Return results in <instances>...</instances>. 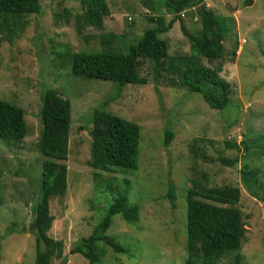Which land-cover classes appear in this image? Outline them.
<instances>
[{
  "label": "rangeland",
  "instance_id": "rangeland-1",
  "mask_svg": "<svg viewBox=\"0 0 264 264\" xmlns=\"http://www.w3.org/2000/svg\"><path fill=\"white\" fill-rule=\"evenodd\" d=\"M106 1L110 14L104 18V31L77 20L81 12L77 0H41L40 13L20 19L12 39L0 32V99L23 108L27 126V134L19 142L0 139V264L35 262L32 208L40 195L39 111L46 89L56 91L71 104L65 160L67 191L49 201L54 219L48 235L63 241L65 264H186V195L193 179L207 186L239 187L240 197L233 206L242 213L246 228L241 264H264V153L260 139L264 133V0H252L247 6L244 0H204L231 29L224 41V57L202 61L220 64V75L231 84L233 100L221 110L211 108L199 93L171 89L166 75L157 80L154 62L147 58H139L137 66L145 84L121 86L114 81L73 76L68 59L71 54L101 51L105 46L103 33L108 32L120 37L109 48L125 51L150 25L146 16L154 11L143 0ZM165 17L169 20L171 15ZM183 22L190 32L200 29L194 12L185 13ZM165 37L170 55L190 52L179 21ZM234 40L238 48L230 57ZM95 108L140 126L138 166L104 174L102 181L110 178L111 190L93 179L88 165V131ZM167 130L172 137L165 144ZM195 138H203V142L195 143ZM225 141L238 149L228 147ZM243 141L248 143L247 150ZM201 147L207 158L199 153L195 159L193 151ZM218 155L237 161L232 166L223 165ZM243 168L252 172L246 180ZM170 187L173 201L166 196ZM122 195L127 206L139 207L138 218L127 222L115 214L105 234L122 244L126 252L117 253L100 240L96 243L98 263L80 253L70 254L73 244L88 236L108 206ZM60 260L53 257L51 264H60ZM230 261V256L224 257L216 264Z\"/></svg>",
  "mask_w": 264,
  "mask_h": 264
},
{
  "label": "trees",
  "instance_id": "trees-1",
  "mask_svg": "<svg viewBox=\"0 0 264 264\" xmlns=\"http://www.w3.org/2000/svg\"><path fill=\"white\" fill-rule=\"evenodd\" d=\"M41 0H0V32L12 39L17 23L28 14L40 13ZM81 12L77 20L82 25H89L104 31V18L110 14L106 0H77ZM154 14L146 16L149 26L136 42L127 49H112L111 42L120 38L113 32L103 33L101 51H79L69 56L70 70L73 76L88 79L114 81L118 85L127 83L145 84L146 78L139 75L137 66L139 58L154 62L155 78L166 75V82L171 89L185 88L189 92L201 94L203 100L213 109L221 110L232 102L231 84L220 75L221 65H206L208 62L222 59L225 55L224 41L231 30L227 23L219 20L215 12L207 7L204 0H143ZM252 0H244V6ZM199 16L200 29L190 32L183 22L185 13ZM165 15H171L166 20ZM179 21L183 34L189 40L188 54L168 53V41L165 33L174 22ZM233 22V17L230 18ZM238 48L234 40L230 57L235 56ZM39 117L42 124L39 138L42 154V171L40 195L32 208L36 255L34 264H51L53 257L61 258L60 264L66 263L62 256L63 241L48 235L54 216L50 213L49 201L62 196L67 191L68 133L71 123L70 101L52 89H46L41 96ZM90 158L88 165L92 168L93 179L111 190V180L102 181L104 174L114 172L115 168L135 169L138 166L140 126L129 119L116 114L94 109L91 119ZM85 126H81L84 129ZM27 134L23 108L0 99V139L9 142L21 141ZM172 132H165L164 143L168 144ZM264 153V133L261 135ZM195 143H202L203 138H195ZM230 148L238 146L225 141ZM247 150L248 143L242 142ZM197 148V147H196ZM193 151L194 158L205 150ZM218 161L232 166L237 159L217 156ZM195 165V161H193ZM193 168V167H192ZM244 180L251 175L247 168L241 170ZM206 178L207 175H201ZM186 195V264H216L221 258L231 257L229 264H241V244L245 238V223L242 213L233 206L239 200L240 189L237 186H207L196 180ZM171 201L174 191L170 187L166 194ZM139 207L127 206L124 195L118 196L108 206L105 216L95 225L92 232L78 239L69 253H80L91 263L100 262L96 248L97 241H103L113 251L125 253L126 248L105 231L115 214L129 222L138 218ZM24 230V228H23Z\"/></svg>",
  "mask_w": 264,
  "mask_h": 264
}]
</instances>
